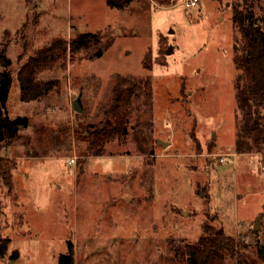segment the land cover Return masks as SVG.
Here are the masks:
<instances>
[{
  "label": "rangeland",
  "instance_id": "374dc122",
  "mask_svg": "<svg viewBox=\"0 0 264 264\" xmlns=\"http://www.w3.org/2000/svg\"><path fill=\"white\" fill-rule=\"evenodd\" d=\"M183 1L116 9L106 0H0V48L13 79L7 114L28 119L0 146V264H59L69 242L74 264H185L167 243L194 244L207 220L250 257L264 248V155L234 149L232 23L246 2L264 29V0ZM81 32L100 44L40 72L38 80L57 84L20 101L16 73L27 57ZM134 83L126 134L95 155L85 126H103L115 88Z\"/></svg>",
  "mask_w": 264,
  "mask_h": 264
},
{
  "label": "trees",
  "instance_id": "16d2710c",
  "mask_svg": "<svg viewBox=\"0 0 264 264\" xmlns=\"http://www.w3.org/2000/svg\"><path fill=\"white\" fill-rule=\"evenodd\" d=\"M111 8H125L129 0H106ZM252 5L246 2L242 8L235 7L232 23L239 33V40L233 47V64L236 69L234 81L236 110L234 149L237 154L264 155V29L260 26ZM96 33L81 32L66 41L56 37L47 45L35 50L19 67L16 81L19 86V100L30 102L39 100L48 94L57 84L55 81H40L37 76L45 69L64 64L69 56L90 50L100 44ZM95 56H101L97 50ZM11 60L0 48V146L17 138L19 129L28 126L25 116L9 118L6 104L12 86L10 72ZM138 82H142L139 78ZM143 87L150 93V80L147 78ZM137 83L130 87L115 88L114 103L110 107L103 126L88 125L89 145L95 155H101L102 145L106 141L121 138L126 134L128 121L127 110ZM8 186V185H7ZM207 200L208 197H204ZM7 244H0V258L5 255ZM172 259L184 261L185 264H226L234 260L237 264H264V248L257 246L256 254L250 257L242 250L247 245H238L233 237L226 234L221 227H215L208 220L202 225V233L194 244H184L170 240L167 243ZM17 257L14 252L11 258ZM59 264H74L73 247L69 242L67 252L58 258Z\"/></svg>",
  "mask_w": 264,
  "mask_h": 264
},
{
  "label": "water",
  "instance_id": "95a60500",
  "mask_svg": "<svg viewBox=\"0 0 264 264\" xmlns=\"http://www.w3.org/2000/svg\"><path fill=\"white\" fill-rule=\"evenodd\" d=\"M167 55L168 54H171L172 53V46H168L166 52H165ZM72 108L74 111L78 112V113H81L82 112V109L78 103V99H74L73 102H72ZM158 144H160L162 147H166L168 145V143L166 142H163L161 140L158 141ZM253 230L255 232H258L260 230V219L259 218H256L255 222H254V225H253Z\"/></svg>",
  "mask_w": 264,
  "mask_h": 264
},
{
  "label": "built area",
  "instance_id": "2783aa9c",
  "mask_svg": "<svg viewBox=\"0 0 264 264\" xmlns=\"http://www.w3.org/2000/svg\"><path fill=\"white\" fill-rule=\"evenodd\" d=\"M199 0H184L183 3L186 4L187 7H197ZM229 154H222L219 157L220 162H228L229 161ZM261 171L264 173V163L261 165Z\"/></svg>",
  "mask_w": 264,
  "mask_h": 264
}]
</instances>
